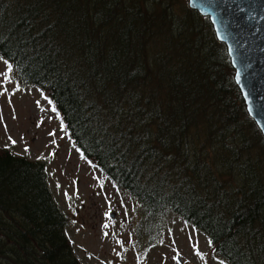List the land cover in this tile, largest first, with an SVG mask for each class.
Segmentation results:
<instances>
[{
  "label": "trees",
  "instance_id": "obj_1",
  "mask_svg": "<svg viewBox=\"0 0 264 264\" xmlns=\"http://www.w3.org/2000/svg\"><path fill=\"white\" fill-rule=\"evenodd\" d=\"M0 59L134 199L139 236L174 214L224 263L264 264V138L186 0H0ZM47 177L0 149V264H81Z\"/></svg>",
  "mask_w": 264,
  "mask_h": 264
},
{
  "label": "rangeland",
  "instance_id": "obj_2",
  "mask_svg": "<svg viewBox=\"0 0 264 264\" xmlns=\"http://www.w3.org/2000/svg\"><path fill=\"white\" fill-rule=\"evenodd\" d=\"M0 149L47 164L48 186L81 264H226L211 254L202 233L174 214L154 239L139 236L134 199L81 156L48 98L19 83L2 59Z\"/></svg>",
  "mask_w": 264,
  "mask_h": 264
},
{
  "label": "water",
  "instance_id": "obj_3",
  "mask_svg": "<svg viewBox=\"0 0 264 264\" xmlns=\"http://www.w3.org/2000/svg\"><path fill=\"white\" fill-rule=\"evenodd\" d=\"M227 51L248 116L264 138V0H186Z\"/></svg>",
  "mask_w": 264,
  "mask_h": 264
},
{
  "label": "bare ground",
  "instance_id": "obj_4",
  "mask_svg": "<svg viewBox=\"0 0 264 264\" xmlns=\"http://www.w3.org/2000/svg\"><path fill=\"white\" fill-rule=\"evenodd\" d=\"M180 260V259H179ZM179 262H181V261H179Z\"/></svg>",
  "mask_w": 264,
  "mask_h": 264
},
{
  "label": "snow or ice",
  "instance_id": "obj_5",
  "mask_svg": "<svg viewBox=\"0 0 264 264\" xmlns=\"http://www.w3.org/2000/svg\"><path fill=\"white\" fill-rule=\"evenodd\" d=\"M13 143H15V142L13 141Z\"/></svg>",
  "mask_w": 264,
  "mask_h": 264
}]
</instances>
